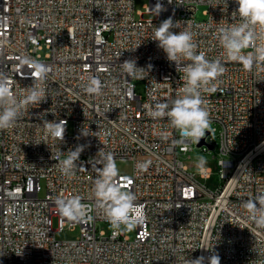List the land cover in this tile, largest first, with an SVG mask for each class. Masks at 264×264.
Masks as SVG:
<instances>
[{"label": "built area", "instance_id": "built-area-1", "mask_svg": "<svg viewBox=\"0 0 264 264\" xmlns=\"http://www.w3.org/2000/svg\"><path fill=\"white\" fill-rule=\"evenodd\" d=\"M158 2L164 10L156 15ZM201 3L204 20L195 17ZM145 7L137 17L134 0H0V75L20 95L40 79L42 64L50 93L14 128L0 131V264H189L200 257L207 264L214 254L220 264H264V227L243 206L264 192V64L244 71L217 38L219 28L239 22L235 0H149ZM168 17L181 21L175 31H192L198 51L226 68L216 91L203 94L211 127L200 146L218 145L220 154L221 183L214 190L200 181L211 178V166L197 174L181 158L194 142L177 145L167 118L148 115L155 103L175 99L184 83L151 39L153 25ZM130 59L145 68V78L123 71ZM90 76L101 80L102 94L86 93ZM45 120L67 122L62 142L47 134ZM83 129L90 135L82 136ZM77 145H85L80 168L68 177L57 162ZM100 150L116 163H133L131 175L117 178L144 209L133 239L97 226L109 223L93 193ZM73 196L92 209L91 221L61 215L57 198ZM77 225L75 239L56 238Z\"/></svg>", "mask_w": 264, "mask_h": 264}, {"label": "clouds", "instance_id": "clouds-1", "mask_svg": "<svg viewBox=\"0 0 264 264\" xmlns=\"http://www.w3.org/2000/svg\"><path fill=\"white\" fill-rule=\"evenodd\" d=\"M171 2V0H170ZM227 3V0H225ZM237 5L233 12L239 18L238 23L218 29L217 38L229 61L237 62L246 72L264 64V0H235ZM164 10L157 3L154 11L159 15ZM181 21L172 17L163 20L159 26L153 25L151 39L165 54L169 62L176 66L184 83L179 94L171 101L157 102L151 107L148 115L153 120L167 118L169 125L178 133L177 145L188 143L199 144L211 127L209 111L204 103V93L216 91L215 81L221 77L226 68L220 59H208L206 54L198 51L194 33L190 30H179ZM259 29V31H257ZM138 47V46H137ZM252 48L251 51L246 49ZM187 62V63H184ZM40 79L24 88L17 95L7 77L0 75V131L14 128L24 111L33 105L46 101L50 93L43 87L46 79V68L41 64ZM151 66L149 65V68ZM123 71L132 78H145V68L138 67L135 59L125 60L121 64ZM103 83L98 77L90 76L85 91L90 95L102 94ZM66 121L43 122L47 134L62 142L66 131ZM82 136L90 135L84 129ZM85 145L69 149L65 158L58 160L60 172L68 177L75 175L80 168L78 162ZM96 160L97 176L93 183L95 204L102 208L115 231L130 232L145 220L143 206L137 203V197L131 190H125L118 182L119 168L112 153L100 150ZM206 158L197 157L196 167L206 165ZM56 205L62 216L73 222H88L93 219L92 209L82 202L80 196L70 199L57 198ZM249 218L258 226L264 227V192L244 202ZM189 264H204V258L192 259ZM207 264H220L218 255L208 258Z\"/></svg>", "mask_w": 264, "mask_h": 264}, {"label": "rangeland", "instance_id": "rangeland-1", "mask_svg": "<svg viewBox=\"0 0 264 264\" xmlns=\"http://www.w3.org/2000/svg\"><path fill=\"white\" fill-rule=\"evenodd\" d=\"M149 0H134L135 5V11L137 12L136 16L140 17L138 12H142L146 9V5L148 4ZM207 5L204 3L198 4L197 10L195 12V17L198 20H204L207 18L206 14ZM146 18L151 17V15L146 14ZM47 51V49L41 50V53L44 54ZM136 90L138 93H143L144 91V83L141 80L136 81ZM68 130L70 133L73 131V125L70 123L68 126ZM203 156L206 158V165L212 167V174L211 178L208 179H200L201 182L205 183L207 186H209L210 189H216L217 186L221 183V176L218 169V158L220 157L218 145H216L214 148L208 149L207 151H204L202 149V146H199L198 144L194 143V148L192 150H189L185 154L181 155V158L185 161L186 164H191L192 170H194L198 174V169L196 167L197 157ZM117 167L119 168V173L131 175L133 170V163L131 160H118L117 161ZM126 190V189H125ZM45 191L43 190L41 192V196H44ZM54 226H57V220H54ZM98 228L100 230H104L106 232H109L112 227L110 223H106L103 221H98L97 224ZM137 233V227L130 231L125 232L126 236H128L130 239H133ZM80 235V226H66L64 230L57 232L56 238L58 240H69V239H75Z\"/></svg>", "mask_w": 264, "mask_h": 264}, {"label": "water", "instance_id": "water-1", "mask_svg": "<svg viewBox=\"0 0 264 264\" xmlns=\"http://www.w3.org/2000/svg\"><path fill=\"white\" fill-rule=\"evenodd\" d=\"M202 143H203V140L201 139L198 145L200 146ZM211 148H212V146H211Z\"/></svg>", "mask_w": 264, "mask_h": 264}]
</instances>
